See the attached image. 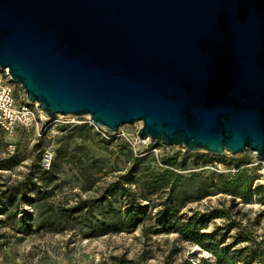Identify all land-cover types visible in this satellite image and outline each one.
<instances>
[{
  "label": "water",
  "instance_id": "1",
  "mask_svg": "<svg viewBox=\"0 0 264 264\" xmlns=\"http://www.w3.org/2000/svg\"><path fill=\"white\" fill-rule=\"evenodd\" d=\"M0 68L48 118L264 159V0H0Z\"/></svg>",
  "mask_w": 264,
  "mask_h": 264
},
{
  "label": "rangeland",
  "instance_id": "2",
  "mask_svg": "<svg viewBox=\"0 0 264 264\" xmlns=\"http://www.w3.org/2000/svg\"><path fill=\"white\" fill-rule=\"evenodd\" d=\"M21 88L15 85L16 94L26 101ZM31 106L38 109L35 103ZM43 115L42 121L31 128H19L11 134L0 131V189L19 186L28 198L19 200L17 207L0 205V264H260L259 259H250L253 250L264 249V191L257 193L259 186L264 190V159L255 151L231 154L225 150L221 155L191 152L184 146L164 145L149 137L139 139L141 122L122 124L117 132L105 136L89 115ZM84 125V130L77 128ZM85 133L91 137L85 138ZM101 136L109 142L102 141ZM122 139L131 145L132 155ZM48 153L52 154L49 167L42 161ZM175 154L177 163L186 157L185 167L160 163L161 156ZM10 156H16L14 163L8 161ZM134 157L141 160L135 163ZM206 158L210 162L205 163ZM232 160L238 161L239 168L226 164ZM166 169L184 177L180 183L188 185L185 196L192 195L189 188L195 184L191 173H199L204 179L211 173L233 178L243 172L252 179L248 200L209 187L211 195L187 202L174 217L183 222L196 211L215 210L216 217L200 232L215 231L214 243L226 254V260L219 262L212 252L183 239L177 231H164L155 225L160 208L157 204L166 198L167 186L174 180L162 176ZM117 179L142 201L144 220L134 231L86 237L87 231L77 226L59 232L36 228L40 203L72 206L78 200L97 196ZM158 181L159 189L153 191L152 183ZM21 215L29 216V224L22 223ZM237 237L248 240L234 244ZM244 247L241 254L235 253Z\"/></svg>",
  "mask_w": 264,
  "mask_h": 264
},
{
  "label": "trees",
  "instance_id": "3",
  "mask_svg": "<svg viewBox=\"0 0 264 264\" xmlns=\"http://www.w3.org/2000/svg\"><path fill=\"white\" fill-rule=\"evenodd\" d=\"M79 130H84V126L77 127ZM86 134V133H85ZM91 137L89 133L85 138ZM102 141L109 142L108 139L101 136ZM122 145L127 147V151L132 155L131 145L122 139ZM175 155H163L160 158V163L167 167L179 166L185 167V156L181 162L177 163ZM16 156H10L8 161L14 163ZM135 163L141 158L134 157ZM60 161L58 160V163ZM204 162H210V159H204ZM237 160H232L227 165L239 168ZM225 163V162H224ZM49 173L50 171H45ZM52 173V172H50ZM211 173L208 177H203L199 173H191L190 179L195 180V184L189 189H192L191 196H185L188 185L180 183L184 180V177L175 173L173 170L166 169L163 172V177L173 178V182L167 186L169 193L166 198L159 201L157 205L160 206L157 211L156 224L164 231L173 229L177 231L181 237L187 241L198 244L199 246L212 252L218 257L219 262L227 259L226 254L219 251L217 244L214 243V232H200L202 229H206L208 222L216 217L215 210L206 212L196 211L190 215L186 220L180 222L177 218H174L185 206V204L191 200H199L205 196L211 195V192L207 188L213 187L218 192L234 195L244 200H248L247 194L249 193L252 185V179L246 177L243 172H238L235 177H225L223 174H216L212 176ZM207 179L209 183L206 184ZM130 179H125L128 182ZM166 180L165 183H168ZM159 181L152 183L153 191L159 189ZM121 179L113 180L109 182L104 188L100 190L97 196L90 197L84 200H78L72 206H65L61 204L54 205L49 202H42L37 208L36 228L38 230H53L55 232L62 231L67 227H80L86 230L84 233L86 237H95L105 235L111 232H132L134 231L144 220V211L142 209L141 198H138L136 194H133L129 188ZM35 189V188H32ZM264 191L261 186L257 187V193ZM37 195L40 192L37 190ZM27 195L22 193L19 186H5L4 189H0V205L4 207H17L19 200H26ZM122 200V202L119 201ZM125 202V203H124ZM124 203V204H122ZM122 207L124 209L122 210ZM1 211V210H0ZM22 223L30 221L28 215H21ZM224 236H220L223 240ZM248 240V238H236L234 244L241 241ZM246 247L235 251V253L241 254ZM264 249L253 250L250 259H259L260 264H264ZM205 260H203L204 262ZM249 264V263H247Z\"/></svg>",
  "mask_w": 264,
  "mask_h": 264
},
{
  "label": "built area",
  "instance_id": "4",
  "mask_svg": "<svg viewBox=\"0 0 264 264\" xmlns=\"http://www.w3.org/2000/svg\"><path fill=\"white\" fill-rule=\"evenodd\" d=\"M15 85L7 68H0V131L11 134L19 128H31L38 125L45 117L38 109L32 108L27 101L17 96ZM23 89V88H21ZM103 135L108 132L100 127ZM52 154H46L42 161L50 166Z\"/></svg>",
  "mask_w": 264,
  "mask_h": 264
},
{
  "label": "bare ground",
  "instance_id": "5",
  "mask_svg": "<svg viewBox=\"0 0 264 264\" xmlns=\"http://www.w3.org/2000/svg\"><path fill=\"white\" fill-rule=\"evenodd\" d=\"M37 105V103H35ZM43 114V113H42ZM140 123V121H138Z\"/></svg>",
  "mask_w": 264,
  "mask_h": 264
}]
</instances>
